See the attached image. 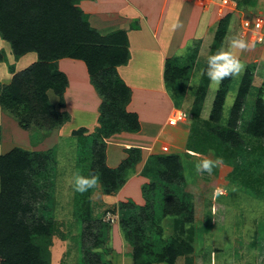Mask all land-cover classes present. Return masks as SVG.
I'll list each match as a JSON object with an SVG mask.
<instances>
[{
	"label": "rangeland",
	"instance_id": "374dc122",
	"mask_svg": "<svg viewBox=\"0 0 264 264\" xmlns=\"http://www.w3.org/2000/svg\"><path fill=\"white\" fill-rule=\"evenodd\" d=\"M87 1L94 4L91 0H75L86 18L88 15L82 4ZM181 1L183 19L189 20L190 29L182 39L174 38L170 42L172 48H169L168 59L171 60L169 63L173 64L175 60L180 63L179 67L186 69L184 80L178 83L186 85L181 86L184 87L181 95L185 93V97L180 100L179 94H175L172 99L166 87L171 99L166 107L162 101L151 98L157 91H151V96L145 99L141 95V99L146 100L145 107L151 103L150 113L146 111V114L154 116L152 123L157 128L152 129L151 137L144 134L140 141L139 145L144 143L148 149H138V152L123 149L122 162L129 160L131 164L123 171L119 170L117 190L104 186L97 172L98 162L102 159L107 166L109 153H112L106 152L107 145L115 146V154H120L118 150L124 138L132 139L126 132L113 131L112 124L117 123L115 112L110 113L111 117L105 112L103 118L109 117L110 121L100 122L96 131L104 130L108 135L111 132L115 140L110 136L101 140L95 132L85 137L69 134L68 128L60 131L62 127L59 126L69 116L63 109L65 104L60 106L59 97L52 90L47 91L51 105L47 115L38 109L37 102L29 104L34 120L26 127L19 126L11 112L0 105V155L21 149L30 152L31 159L35 155L38 157L27 173L23 199L31 206V211L25 221L29 225L38 221L52 223L50 264H134L133 258L140 249L144 262L168 264L159 261L158 255L171 240L186 243L191 248V253L178 256L174 264H264V150H256L264 147V143L241 134L242 147L234 160L218 156L222 163L211 173L198 172L196 165L204 159L216 160L218 157L213 151L209 150L204 156L191 151V140L206 131L204 122L209 118L218 88L210 83L204 102L199 105L196 99L195 108L199 110L196 111L197 79H200L208 55L222 48L226 50L231 36L245 39L250 47L242 58L244 71L232 79L223 105V118L226 122L225 116L248 69L252 77L251 89L241 101L236 132L241 133L251 123L254 104L259 96H264V40L254 42V34L246 33L243 23L262 21L264 24V0ZM165 4H162L163 9ZM118 32L124 36L122 31ZM114 34L115 26L110 25V29H104L100 36ZM128 47L127 42V51ZM181 52L183 54L178 55ZM0 54L3 58L0 92L4 91L6 95L17 78V81H25L21 85L23 93L19 95L29 94L31 83L23 78L28 74L23 73L38 61L37 55L27 52L15 57L9 43L1 38ZM55 68L58 71L57 63ZM143 73L140 71L135 79L138 83H143ZM115 78L113 74H104L98 80L105 87H108V81L117 86ZM92 87L98 90L99 85L92 84ZM118 104L120 108L123 100ZM90 137L95 144L91 143ZM129 144H133L131 140ZM159 157L178 159L181 170L180 175L174 177L176 179L166 180L161 173L163 167ZM231 164H237L238 170L246 172L245 175L232 177L235 166ZM76 174L95 176L98 183L84 193L77 192L74 190ZM252 180L261 182L255 184L256 189L242 184Z\"/></svg>",
	"mask_w": 264,
	"mask_h": 264
},
{
	"label": "trees",
	"instance_id": "16d2710c",
	"mask_svg": "<svg viewBox=\"0 0 264 264\" xmlns=\"http://www.w3.org/2000/svg\"><path fill=\"white\" fill-rule=\"evenodd\" d=\"M0 38L9 43L15 57L34 52L38 59L29 71L23 73V75L28 74L23 78L31 83L29 94L19 95L21 85L25 81H17L19 80L17 78L15 84L7 89V93L5 92L6 95L4 91L0 92L1 108L11 112L10 114L15 117L19 126L26 127L34 120V116L29 112V104L32 101L37 102L40 105L38 109H42L41 111L47 115L51 107L47 96L49 90L59 97L60 106H64L63 94L67 80L61 72L56 70L55 65L59 60L68 58L82 61L93 79V84L99 85L98 90L96 89L102 99L99 123L110 121L109 117L103 118L105 112L109 114L115 112L118 126L115 127L116 125L112 124L113 131L137 132L139 130L137 116L127 113L124 107L129 101V89L119 80L115 72L116 67L127 64L129 57L127 39L120 32L110 37L100 36L77 8L75 0H0ZM2 59L0 54V62ZM179 66L180 63L175 60L173 64L166 65L165 83L171 98L174 99V95L179 94L182 100L183 88L181 86L183 85L178 83L184 80L186 69ZM205 68L206 65L203 71ZM250 73L247 69L239 83L236 97L228 115L225 116L227 117L226 122L222 110L233 78H226L218 85L209 118L204 122L206 131L191 140L192 152L204 156L206 152L212 150L216 157L222 155L233 159L242 147L241 134L246 138L260 140L264 143L263 95L259 96L254 104L251 123L241 133L236 132L241 101L251 89ZM104 74L116 76L117 86L112 81L107 82L108 87L100 84L101 80L98 79ZM208 86L210 82L207 77L201 76L196 87L194 108L196 99L199 100H197L199 105L204 102ZM108 99L111 101L110 104H108ZM120 100H123V104L119 108ZM18 106L21 107L20 110L16 109ZM59 125L61 123L57 125V128ZM97 133L95 135L103 140L111 132L109 135L104 130ZM76 134L80 136L82 131ZM90 140L95 144L91 137ZM256 150H264V147L260 146ZM132 151L138 152V149H127V152ZM98 152L100 154V151ZM98 152L94 153V156ZM158 160L163 167L161 173L167 181L176 179L174 177L180 175L181 164L177 158L159 157ZM37 161L36 155L31 159V153L21 149L0 155V264H50L52 223L38 221L29 225L25 221L26 215L31 211V206L23 199L28 181L27 173L32 170L33 163ZM98 164L97 172L104 186L117 190L119 170L123 171L130 166L131 162L125 160L116 170L108 168L102 159ZM231 165L235 166L232 177H237L239 174L245 175L246 172L238 170L237 164ZM252 181L242 184L256 189L255 184L261 183L257 180ZM189 253H191V248L189 249L186 243L171 240L158 257L161 262L174 264L178 256ZM141 255L142 250H137L133 258L134 264H149L147 261L144 262Z\"/></svg>",
	"mask_w": 264,
	"mask_h": 264
},
{
	"label": "crops",
	"instance_id": "0c3cea01",
	"mask_svg": "<svg viewBox=\"0 0 264 264\" xmlns=\"http://www.w3.org/2000/svg\"><path fill=\"white\" fill-rule=\"evenodd\" d=\"M91 1L94 4L88 1L82 4L84 7L83 11L88 15L90 26L99 34L104 29L109 30L110 25L115 26V33L122 31L129 46L127 64L117 67L115 71L119 80L129 89L130 101L127 103L125 111L137 116L139 130L137 132L122 131L126 132L127 137H132V139L124 138L122 146H119L121 147L118 150L120 154H115V146L109 147L107 145L105 147L107 153L112 152L109 153L108 161L106 162L107 167L115 169L124 159L123 149L127 150L133 147H137L140 150L148 149L144 143L140 146V141L144 134H149V137H151L152 129L156 130L157 128L152 123L153 119L155 120L154 116L146 114V111L150 113L151 103L149 102L148 106L145 107L144 102L146 100H142V96L145 99V97L151 96L149 94L151 91L153 93L157 91L156 95L151 96V98H155L157 102L162 101L166 107L171 103L165 83L166 65L171 61L168 59V52L169 48H172L171 41L174 38L182 39L189 32V20L185 21L183 19L184 11L181 0ZM162 4H165L164 9ZM112 19L115 20V25L112 23ZM232 50V53L237 55L243 63L242 58L245 56V50ZM32 59H35V57L33 58L32 56ZM30 63L32 64V62ZM57 68L67 80V87L63 94L65 104L63 109L66 110L65 112L69 116V119L67 118L63 125L59 126V128L62 127L60 131L68 128V133H74V135L82 131V136L85 137L89 133L94 134L95 132L96 134V131L100 128L102 101L92 87L93 82L85 64L82 61L64 58L57 62ZM140 71H144L143 83H138L135 80L139 76ZM190 78L193 80V76ZM199 78V80L197 79L196 87L201 80V76ZM183 86L186 87L185 84ZM183 96L185 97V93ZM122 134L118 135L122 136ZM109 136L111 137V135ZM105 138L107 137H104L103 140ZM112 139L115 140V135H112ZM130 140L133 144H129ZM147 144L149 145V143Z\"/></svg>",
	"mask_w": 264,
	"mask_h": 264
},
{
	"label": "clouds",
	"instance_id": "9594fccd",
	"mask_svg": "<svg viewBox=\"0 0 264 264\" xmlns=\"http://www.w3.org/2000/svg\"><path fill=\"white\" fill-rule=\"evenodd\" d=\"M228 48L220 49L210 55L206 60V68L200 73L201 76H206L210 83L219 85L226 78H236L244 71V65L240 59L232 53V49H239L241 51L247 50L249 43L240 37L231 36L228 38ZM254 47V45H251ZM183 53H178L182 55ZM222 163V158L218 157L216 160L204 159L197 165V171H206L211 173L213 168ZM98 183V178L95 176H83L76 174L74 177V190L84 193L91 188H94Z\"/></svg>",
	"mask_w": 264,
	"mask_h": 264
},
{
	"label": "built area",
	"instance_id": "2783aa9c",
	"mask_svg": "<svg viewBox=\"0 0 264 264\" xmlns=\"http://www.w3.org/2000/svg\"><path fill=\"white\" fill-rule=\"evenodd\" d=\"M224 3L226 0H222ZM243 27L246 33L254 34L252 40L256 43H261L264 40V24L262 21L249 22L245 21ZM243 29V28H242ZM251 35V36H252Z\"/></svg>",
	"mask_w": 264,
	"mask_h": 264
}]
</instances>
